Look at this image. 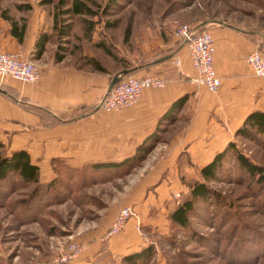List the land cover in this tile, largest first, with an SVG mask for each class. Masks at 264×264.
I'll return each instance as SVG.
<instances>
[{"label":"crops","instance_id":"obj_1","mask_svg":"<svg viewBox=\"0 0 264 264\" xmlns=\"http://www.w3.org/2000/svg\"><path fill=\"white\" fill-rule=\"evenodd\" d=\"M26 19L25 35L18 41L0 16V52L18 54L40 69L37 82L0 79V143L8 155L26 151L39 168L40 182L49 183L58 175L56 167L120 163L152 134L160 135L129 173L106 178L104 173L111 171L102 169L97 172L105 178L98 181H92L95 172L76 178L77 195L83 200L79 204L87 207L88 219L83 217L69 235L81 250L66 264H125V255L155 244L152 238L167 231L169 215L190 197L189 183L203 180L201 168L236 140L245 117L252 111L264 113V76L254 75L246 62L253 50L264 56V36L219 22L208 26L214 38V66L222 80L219 90L210 92L188 82L196 71L186 46L172 31L164 39L156 37L154 45L147 41L133 52L124 51L117 56L120 65L105 62L97 52L84 53L79 60L67 53L56 61L54 38L39 58L33 56L38 35L51 34L43 14ZM84 56L96 58L104 70L84 63ZM124 70L136 77L156 75L166 83L144 89L126 108L98 109L113 77ZM91 197L102 204L90 205ZM124 206L133 207L134 216L121 232L106 238Z\"/></svg>","mask_w":264,"mask_h":264},{"label":"rangeland","instance_id":"obj_2","mask_svg":"<svg viewBox=\"0 0 264 264\" xmlns=\"http://www.w3.org/2000/svg\"><path fill=\"white\" fill-rule=\"evenodd\" d=\"M76 1L86 5V13L66 11L74 0H0V11L14 18L43 14L52 38L66 54L79 60L84 53L97 52L113 65H120L119 60L103 54L97 43L108 46L118 58L144 42L154 45L156 37L164 39L167 32L176 38L181 25L208 29L217 22L264 36V0ZM25 3L32 9L17 7ZM67 24L71 35L56 37ZM236 145L264 169V145L241 138ZM226 166L230 178L224 175L226 179L211 183L223 202L198 206L186 228L170 223L165 233L154 236L156 254L150 264H264V185L252 184L245 175L234 177L233 162ZM35 186L14 174L0 181V264L50 261L75 242L69 235L83 217L88 219L75 181L63 186L57 182L47 189ZM88 202L102 204L99 198Z\"/></svg>","mask_w":264,"mask_h":264},{"label":"trees","instance_id":"obj_3","mask_svg":"<svg viewBox=\"0 0 264 264\" xmlns=\"http://www.w3.org/2000/svg\"><path fill=\"white\" fill-rule=\"evenodd\" d=\"M21 10L29 11L32 9L29 3L20 4L17 6ZM86 5L83 2L74 0L70 9L66 10L67 12H73L75 14H84L86 13ZM0 16L9 22L10 24V33L12 36L16 37L18 41H22L26 32V21L25 17L14 18L13 16L7 14V12L0 11ZM68 37L71 35V27L67 24L62 28L56 37L60 38ZM52 38V34L48 32H41L36 39L34 45L33 56L34 58H39L46 49L47 42ZM98 47H101L105 53L117 59L116 56L111 52V50L103 43H97ZM66 53L64 48L59 46L56 43L55 58L56 61H61L65 57ZM82 61L86 64H93L97 69L104 70L101 63L94 57L84 56ZM132 70L127 71L125 74L120 72L121 78L128 76ZM184 98L182 97L178 101V105H182ZM38 111L44 110L37 109ZM48 114V113H47ZM236 139H248L254 142H258L264 145V113L261 111H252L244 119L241 126L236 130L235 133ZM160 139V135L155 132L152 134L146 141H144L136 150V153L120 162L115 164H96L90 167L83 168H61L56 167L57 177L49 183H41L39 180V168L36 165H33L29 159V155L24 150H17L11 152L9 155L7 153H2L3 144L0 143V181H8L9 175L14 174L16 177L21 179L27 185H36L35 189L41 188H51L53 184L61 182L62 186L69 179V182H76V178H83L86 173L95 172L97 175L91 177L92 181H98L103 178H110L117 175H124L129 173L133 168L140 165V163L147 157L152 147ZM233 162V175L237 176H248L252 179V184L264 185V169L258 163L251 161L241 150H238V146L235 141H230L225 149L214 157V159L202 167L200 170L202 181H194L189 183L190 188V197L189 199L183 201L170 215L169 218L173 225H176L180 228H186L189 225L190 217L196 212L198 206L211 204L217 205L223 202L222 196L217 194L212 188L211 183L221 179H226L224 175L228 178L232 173H228L226 166L227 162ZM108 170L111 173H104V177H100L98 170ZM76 174V177H72ZM66 176V179L63 177ZM90 176V175H89ZM84 180V179H82ZM89 180V181H91ZM91 181V182H92ZM68 182V183H69ZM89 182V183H91ZM76 185L77 182H76ZM83 185V182H81ZM68 187V186H67ZM66 187V188H67ZM34 189V191H35ZM225 226V224L223 225ZM236 230L233 232L235 235ZM156 254L154 244H148L146 247L140 251L127 254L123 257L125 264H150L154 259Z\"/></svg>","mask_w":264,"mask_h":264},{"label":"built area","instance_id":"obj_4","mask_svg":"<svg viewBox=\"0 0 264 264\" xmlns=\"http://www.w3.org/2000/svg\"><path fill=\"white\" fill-rule=\"evenodd\" d=\"M176 38L186 46L196 74L188 78L193 85L205 87L210 92L219 90L222 84L214 66V38L205 28L184 24L177 28ZM252 73L264 76V56L259 50H253L246 56ZM8 76L22 83L37 82L40 69L33 61L14 53L0 52V79ZM165 80L156 75L136 77L132 75L121 78L97 104L105 111L119 110L135 104L146 88H161ZM134 216L133 207H121L105 237L121 232L127 221ZM81 245L70 243L62 252L48 262L34 261L30 264H66L77 257Z\"/></svg>","mask_w":264,"mask_h":264},{"label":"water","instance_id":"obj_5","mask_svg":"<svg viewBox=\"0 0 264 264\" xmlns=\"http://www.w3.org/2000/svg\"><path fill=\"white\" fill-rule=\"evenodd\" d=\"M126 72H127L126 70L122 71L123 74H125ZM121 75L122 74H118V75H116V76L113 77V79L111 81L110 88L113 87L121 79Z\"/></svg>","mask_w":264,"mask_h":264}]
</instances>
